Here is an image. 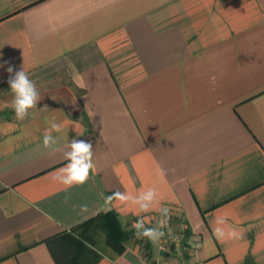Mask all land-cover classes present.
I'll return each mask as SVG.
<instances>
[{
    "label": "crops",
    "instance_id": "crops-1",
    "mask_svg": "<svg viewBox=\"0 0 264 264\" xmlns=\"http://www.w3.org/2000/svg\"><path fill=\"white\" fill-rule=\"evenodd\" d=\"M0 65V98L22 69L42 97L24 120L0 110V264H57L63 232L157 226L158 207L187 252L127 243L97 264H264V0H0ZM73 138L95 168L65 190ZM149 188V212L105 204Z\"/></svg>",
    "mask_w": 264,
    "mask_h": 264
},
{
    "label": "clouds",
    "instance_id": "clouds-1",
    "mask_svg": "<svg viewBox=\"0 0 264 264\" xmlns=\"http://www.w3.org/2000/svg\"><path fill=\"white\" fill-rule=\"evenodd\" d=\"M14 71L12 66L7 68V72L10 74ZM8 83L13 94L12 107L15 111L16 118L24 120L29 115V110L36 108L37 103L42 97L36 84L29 78L24 69L15 71L14 75H10ZM49 125L52 129L57 131L60 129V126L54 122H49ZM55 143L56 141L51 133L46 132L43 137V146L45 148H50ZM66 147L68 150L63 153V157L67 163L62 168L58 169L53 177L54 180L65 186V190L73 186L87 183L90 173L95 168L93 161V146L91 142L73 138ZM104 199L106 205H111L113 201L121 203L131 202L137 206L139 212L144 213L153 210L154 205L157 203V192L154 188L141 191L137 195L116 191ZM82 210H86V206H82ZM155 210L159 211L163 217L156 227H146V221L143 217L134 221L132 227L136 230L138 238H147L152 243L158 244L165 235L162 229L168 226L170 209L167 207H158ZM218 231L220 230L218 229ZM169 234H171L170 229Z\"/></svg>",
    "mask_w": 264,
    "mask_h": 264
},
{
    "label": "trees",
    "instance_id": "trees-1",
    "mask_svg": "<svg viewBox=\"0 0 264 264\" xmlns=\"http://www.w3.org/2000/svg\"><path fill=\"white\" fill-rule=\"evenodd\" d=\"M96 231H102V245L109 252L99 249ZM132 234L123 229L114 213L99 214L85 223L63 232L58 238L65 247L63 255L56 257L57 264H97L104 256L113 258L121 255ZM149 253H146L148 255Z\"/></svg>",
    "mask_w": 264,
    "mask_h": 264
},
{
    "label": "rangeland",
    "instance_id": "rangeland-1",
    "mask_svg": "<svg viewBox=\"0 0 264 264\" xmlns=\"http://www.w3.org/2000/svg\"><path fill=\"white\" fill-rule=\"evenodd\" d=\"M12 101L13 98L11 95L8 97H4V99L0 98V110H4L3 113H6L9 108H12ZM133 223V221L128 220L124 222L122 226L126 232L132 234L127 243L138 244L141 251L150 254H153L155 251H159L164 254H173L178 250L182 252H187V246L185 243L186 238L184 232H179L169 225L168 228L165 227L162 229L165 232L164 237L160 240L158 244H154L147 238H138L136 235V230L132 227ZM146 227H156V225L146 224ZM169 229L171 231V234H169ZM103 236L104 234L102 233V231H96V237L99 240V249L102 251L103 254H108L109 252L106 250V248H104L101 243Z\"/></svg>",
    "mask_w": 264,
    "mask_h": 264
}]
</instances>
